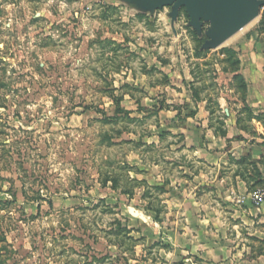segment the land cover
<instances>
[{"label":"rangeland","instance_id":"374dc122","mask_svg":"<svg viewBox=\"0 0 264 264\" xmlns=\"http://www.w3.org/2000/svg\"><path fill=\"white\" fill-rule=\"evenodd\" d=\"M151 1L0 0V264H202L219 245L194 155L252 115L240 61L264 6L210 49V21Z\"/></svg>","mask_w":264,"mask_h":264},{"label":"crops","instance_id":"0c3cea01","mask_svg":"<svg viewBox=\"0 0 264 264\" xmlns=\"http://www.w3.org/2000/svg\"><path fill=\"white\" fill-rule=\"evenodd\" d=\"M240 62L252 115H235L223 130L208 131L202 155H194L203 181L216 184L224 213L219 245L204 248L202 264H264V204L256 208L249 199L264 180V45L244 51ZM210 222L204 220L203 227ZM206 229L202 235L210 237Z\"/></svg>","mask_w":264,"mask_h":264},{"label":"water","instance_id":"95a60500","mask_svg":"<svg viewBox=\"0 0 264 264\" xmlns=\"http://www.w3.org/2000/svg\"><path fill=\"white\" fill-rule=\"evenodd\" d=\"M179 3L186 8L194 24L211 22L207 47L216 49L258 18L264 2L260 0H153L155 8Z\"/></svg>","mask_w":264,"mask_h":264},{"label":"built area","instance_id":"2783aa9c","mask_svg":"<svg viewBox=\"0 0 264 264\" xmlns=\"http://www.w3.org/2000/svg\"><path fill=\"white\" fill-rule=\"evenodd\" d=\"M249 199L254 207L260 208L264 204V180L260 187L249 194Z\"/></svg>","mask_w":264,"mask_h":264},{"label":"trees","instance_id":"16d2710c","mask_svg":"<svg viewBox=\"0 0 264 264\" xmlns=\"http://www.w3.org/2000/svg\"><path fill=\"white\" fill-rule=\"evenodd\" d=\"M117 181H113V188H116Z\"/></svg>","mask_w":264,"mask_h":264}]
</instances>
